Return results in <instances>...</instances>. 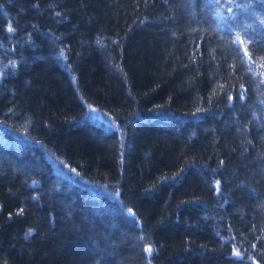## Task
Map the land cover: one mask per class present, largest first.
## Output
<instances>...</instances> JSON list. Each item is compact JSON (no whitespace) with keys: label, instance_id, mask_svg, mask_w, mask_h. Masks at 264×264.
Listing matches in <instances>:
<instances>
[{"label":"trees","instance_id":"1","mask_svg":"<svg viewBox=\"0 0 264 264\" xmlns=\"http://www.w3.org/2000/svg\"><path fill=\"white\" fill-rule=\"evenodd\" d=\"M0 264H264V0H0Z\"/></svg>","mask_w":264,"mask_h":264},{"label":"snow or ice","instance_id":"2","mask_svg":"<svg viewBox=\"0 0 264 264\" xmlns=\"http://www.w3.org/2000/svg\"><path fill=\"white\" fill-rule=\"evenodd\" d=\"M9 31H13V29H9ZM241 98L243 99V95H241ZM35 183V182H34ZM217 185H219V182H217ZM131 212V210H129ZM32 230L30 229L29 232L26 235H31ZM149 253H151L152 249L149 247L147 250ZM234 255L239 258L241 256V253L239 251H236Z\"/></svg>","mask_w":264,"mask_h":264}]
</instances>
